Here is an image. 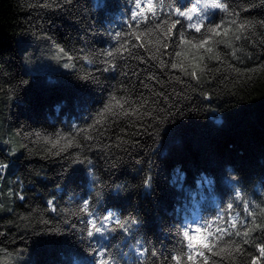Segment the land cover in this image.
Returning a JSON list of instances; mask_svg holds the SVG:
<instances>
[{"label":"trees","instance_id":"obj_1","mask_svg":"<svg viewBox=\"0 0 264 264\" xmlns=\"http://www.w3.org/2000/svg\"><path fill=\"white\" fill-rule=\"evenodd\" d=\"M103 2L107 7L101 10L97 0H0V164L6 166L0 172V210L8 207L0 214V250L19 254L25 264H91L89 245L78 233L51 231L63 229V221L85 198L101 216L109 209L121 219L140 221L131 235L112 224L116 231L100 241L120 264H162L159 258L154 261L151 250L177 254L181 249L177 232L185 223L214 219L217 214L227 218L236 212L246 217L243 204L234 199L237 188L251 202L256 224H264V6L259 0H226L238 17L219 10L212 15L207 26L223 25L220 35L212 37L215 40L228 38L224 28L235 32L232 19L254 27L245 38L233 40V46L241 49L237 58L222 43L210 41L205 46L219 52L221 61L208 59L203 48L185 46L186 66L194 54L197 63L199 56L205 57L197 81L170 67L183 59L175 56L180 47L170 45L167 54L161 49V58L168 61L161 70L159 61L151 59L147 41L145 47L118 53L112 61L114 70L103 71L107 65L102 61L107 58L100 54L124 42L112 37L117 31H132L128 20L134 0ZM193 2L177 0V5L188 8ZM178 30L186 31V38L194 43L203 38L187 29L186 20ZM44 35L50 39H41ZM173 40L179 45L178 31ZM133 42L140 44L135 37ZM53 44L72 55H88L94 63L81 60L74 71L64 69L67 61L54 59ZM85 73L95 79H81ZM177 76L180 81L174 79ZM181 92L184 95L177 96ZM160 93L170 99L164 102ZM203 93L212 97L210 103ZM111 96L123 98L122 104L127 100L125 110L140 108L141 115L149 111L164 118L169 109L182 111L162 126L148 116L119 114H105L96 124ZM10 131L21 141L22 149L15 156L4 144ZM58 135L73 139L79 147L60 156L48 154L52 146L38 136L56 139ZM78 155L92 161L94 181L87 164L72 163ZM73 168L78 170L68 180ZM177 169L184 179L173 183ZM149 176L152 188L146 189ZM232 177L240 183H230ZM17 192L25 199L13 195ZM53 198L56 212L47 206ZM228 203L234 204L232 211L227 210ZM71 219L75 222L78 217ZM247 219L252 226V218ZM136 239L149 250L143 260L132 247ZM242 239L244 251L236 261L215 257L217 264H252V258L259 257L257 244H264V230L257 228L251 243L243 244Z\"/></svg>","mask_w":264,"mask_h":264},{"label":"snow or ice","instance_id":"obj_2","mask_svg":"<svg viewBox=\"0 0 264 264\" xmlns=\"http://www.w3.org/2000/svg\"><path fill=\"white\" fill-rule=\"evenodd\" d=\"M259 5L264 6V0H259ZM97 7L103 10L107 5L103 0H97ZM219 10L222 13L228 14L230 17H238V13L235 11H230V5L222 0H194L190 7L184 8L183 3L177 5V0H134L133 7L129 9L130 18L128 20V26L132 29L129 33H124L117 31L112 39L118 42L123 38L124 42L112 50L102 52L100 55L106 57L107 59L102 62L107 65L103 68V71L114 70L115 65L112 63L113 59L118 53L127 52L132 47H145V41H147L148 50L151 52V59L159 61V68L164 70L168 65V61L161 58V49L166 50L171 46L180 47L181 51H177L175 56L179 59L177 62H171L170 67L172 69H179L185 76H191L192 79L199 81L200 76L197 74V70L202 74L204 72V67H201V63L205 60L204 56H199L198 59L200 63L196 62V56L193 55L192 60L186 66V61L188 60V53L184 50L185 46H190L191 49L199 50L204 49L208 53V59L221 61V55L219 52H214L213 47H205L211 43L213 45L217 43L225 44L232 48V57L237 58V53L241 49L233 46V40H240L245 38L246 33H251L253 29V24L251 22H240L238 19H232L230 21L231 25L235 26V32H232L230 28H224L223 35L228 37L227 39L215 40L212 37L220 35L219 30L223 27L222 24H216L214 26H207L211 22V17L214 13ZM244 9L243 11H247ZM162 14L167 16V19L162 18ZM183 18V19H181ZM187 21V29L193 30L199 33L203 38L198 40V42H193L186 38V31L178 30V25L183 28V22ZM170 21V22H169ZM133 25L135 27H133ZM154 25V26H149ZM141 27L145 30L141 31ZM179 35V45H175L173 37L177 34ZM231 33V35H230ZM133 37L140 41V44H134ZM143 38V39H142ZM151 38V39H149ZM41 39H50L46 35L41 36ZM56 48V53L54 59L58 62L66 60L62 67L67 70H75L77 67V61H86L88 64H93L94 60L88 55H72L64 47L58 44H53ZM155 51H151V49ZM80 51H83L82 49ZM188 67L192 68V71H188ZM231 67V65H229ZM219 71V69H217ZM239 71L238 69H234ZM151 79H156L155 76L150 77ZM81 79L85 81L94 80L95 77L91 73H85L81 76ZM177 81H180V77H174ZM182 82V81H181ZM164 102H167L170 98L163 93H160ZM184 93H177V96H183ZM204 100L211 102L212 97L208 93H203ZM121 99H117L115 96H111L109 103L104 105L103 111L99 114V118L95 121L96 124L102 123L105 114L116 116V115H135L139 119H143V116H148L157 121L158 125L162 126L165 123H171L173 116L180 114L182 110H178L176 113H172L169 109L167 117L161 118L160 115L154 114L153 112L145 111L142 115L140 108H132L130 111L125 110L124 104L128 101L124 100L121 103ZM114 102V103H113ZM147 101H145V104ZM141 108L143 105L140 106ZM119 109V113L114 111V109ZM160 111H163L161 109ZM173 124L172 126H174ZM75 127V126H74ZM92 127V126H90ZM170 128V127H169ZM168 128V129H169ZM167 129V130H168ZM79 131V129H77ZM166 130V131H167ZM87 131V130H84ZM45 144H50L52 147L48 149V154L54 156H60L62 153L67 152L68 148L73 146L79 147V145L74 144V140L63 135H58L56 139H52L48 136L39 137ZM67 139V143H62ZM91 140L92 137H87ZM54 149H58L55 150ZM16 150L13 149V154ZM75 164H87L88 174L95 180L92 174V161L85 158L81 159L79 155L75 160L72 161ZM6 166L0 164V172L5 171ZM78 169L73 168L68 173V180L72 179ZM177 175L173 177V183L177 180H183L184 174L179 169L176 170ZM204 179L211 183L207 177ZM233 184H239L240 181L235 177H232L229 181ZM144 186L146 189L152 188L151 177L145 179ZM117 189L120 186L117 185ZM18 199L24 200L25 197L22 192L13 193ZM100 197V193H97ZM235 201L241 202L243 204L244 213L246 217L242 218L241 213L236 212L235 215H229L227 218L223 214H217L214 219H200L196 221L195 224L185 223L179 227L177 235L180 237L181 249L177 254H169L167 256L158 252L155 249L151 250V257L154 259L159 258L162 264H169V261L173 264H217L215 257H220L221 262L224 259L231 261H236L237 257L240 256L244 249L241 246V238L243 244H248L253 242L251 240L252 233L256 231L257 228L264 230V224H256V217L253 215L250 209V201L243 198L242 191L237 188L234 195ZM48 209L52 212L57 211V206L55 203V198L49 199L47 201ZM234 209L233 203L227 204V210L232 211ZM11 211V210H9ZM68 212V209H64ZM106 214L100 215L97 207L91 203L90 198H85L82 200L78 210H74L70 213L68 219L63 221L64 228L51 229L55 232H71L78 233L79 239L84 242L86 241L89 245V251L94 259L91 260V264H120V260L116 258L115 255H110L109 250L100 241L108 240V235L114 231L111 225H116L125 234L131 235V232L140 227V221L137 218H125L121 219L115 211L106 209ZM78 217V219L73 222L71 217ZM247 217L252 218V226H249ZM43 224H48L50 221L43 220ZM216 225V227H213ZM246 229L242 231L241 229ZM3 235V233H0ZM99 238V239H97ZM139 259L143 260L146 253L149 252L148 249L143 247L141 240L136 239L135 243L132 245ZM259 250V257L252 258V264H261L264 261V244H257ZM186 248V252L184 249ZM19 255V254H17Z\"/></svg>","mask_w":264,"mask_h":264},{"label":"rangeland","instance_id":"obj_3","mask_svg":"<svg viewBox=\"0 0 264 264\" xmlns=\"http://www.w3.org/2000/svg\"><path fill=\"white\" fill-rule=\"evenodd\" d=\"M4 141V144H8L10 147V149L8 150L10 156H15L20 153L22 146L21 141L16 132L10 131ZM13 149L16 150L15 154H13ZM7 208L8 207L4 205L3 208L0 210V214L6 212L8 210ZM0 252H2L0 253V264H25V261L22 259V257L16 254L8 253L3 250H0Z\"/></svg>","mask_w":264,"mask_h":264}]
</instances>
